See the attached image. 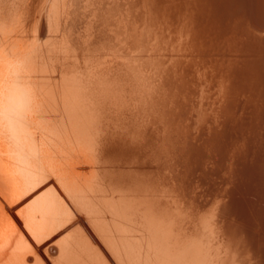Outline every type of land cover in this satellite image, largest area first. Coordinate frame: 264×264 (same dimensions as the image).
I'll list each match as a JSON object with an SVG mask.
<instances>
[{"label": "bare ground", "instance_id": "bare-ground-1", "mask_svg": "<svg viewBox=\"0 0 264 264\" xmlns=\"http://www.w3.org/2000/svg\"><path fill=\"white\" fill-rule=\"evenodd\" d=\"M262 31L264 0H0V264L75 218L53 264H264Z\"/></svg>", "mask_w": 264, "mask_h": 264}, {"label": "clouds", "instance_id": "clouds-1", "mask_svg": "<svg viewBox=\"0 0 264 264\" xmlns=\"http://www.w3.org/2000/svg\"><path fill=\"white\" fill-rule=\"evenodd\" d=\"M27 102V94L21 89L13 88L7 96L5 106L6 114L11 113L15 115L18 109L26 106Z\"/></svg>", "mask_w": 264, "mask_h": 264}, {"label": "water", "instance_id": "water-1", "mask_svg": "<svg viewBox=\"0 0 264 264\" xmlns=\"http://www.w3.org/2000/svg\"><path fill=\"white\" fill-rule=\"evenodd\" d=\"M242 1H244V0H241V2ZM261 33H264V31H262ZM264 42V41H263ZM264 45V44H263ZM264 66V63L262 64V67ZM263 70H264V67H263ZM263 92H264V90H263ZM65 228H67V231H69L70 229H72L71 230V233L73 234L75 231H79L81 228L84 230V228L78 223V221L76 220V218L74 219V222H73V224H71V226L69 227H66L65 226ZM65 228H62V229H60L61 231H60V233H62V234H64V233H66L67 231H64V229ZM59 233V232H58ZM62 234H60V235H55V239H57L58 237H60ZM55 239L54 240H51V238H49L47 241H49V240H51V242L50 243H45V242H43L40 246H39V251L41 250V248H43V251L41 252V254L47 259V261H49L50 262V264H53V262H51L50 261V258H52V257H54L55 256V254H56V248H55V246H53L54 244H53V242L55 241ZM53 244V245H52Z\"/></svg>", "mask_w": 264, "mask_h": 264}, {"label": "rangeland", "instance_id": "rangeland-1", "mask_svg": "<svg viewBox=\"0 0 264 264\" xmlns=\"http://www.w3.org/2000/svg\"><path fill=\"white\" fill-rule=\"evenodd\" d=\"M228 1H230V0H228ZM234 4V3H233ZM230 5V4H229ZM264 47V46H263ZM264 67V66H263ZM264 106V105H263ZM204 161H207L206 159H204ZM253 197V196H252ZM250 198H251V196H250ZM3 199V200H2ZM2 200V201H1ZM259 201V200H258ZM257 201V202H258ZM254 202V201H253ZM2 203V205L4 206V208H5V211L11 216V217H13V220L18 224L19 222V217L16 215V213H15V210H16V208H15V201H12L11 199H9V198H4L2 195H1V193H0V204ZM264 203V202H263ZM262 204V203H261ZM1 205V206H2ZM2 206V207H3ZM76 220L78 221V223L83 227L84 225H83V223L79 220V218H76ZM84 228V227H83ZM85 229V228H84ZM258 234H260V233H258Z\"/></svg>", "mask_w": 264, "mask_h": 264}, {"label": "snow or ice", "instance_id": "snow-or-ice-1", "mask_svg": "<svg viewBox=\"0 0 264 264\" xmlns=\"http://www.w3.org/2000/svg\"><path fill=\"white\" fill-rule=\"evenodd\" d=\"M49 182H52V181H49ZM45 187L47 186V185H44ZM32 195H35V193H32ZM29 199L31 198V196H29L28 197ZM17 207H19V205H17ZM71 225H69V227H70ZM64 231H67V228H65L64 229ZM60 234H62V233H57V235H60ZM55 239V235L51 238V240H54ZM51 240H49V241H46L45 243H50L51 242ZM33 243H36V241L35 240H33ZM41 252L43 251V248H41V250H40ZM46 259V258H45ZM48 264H50V262H48Z\"/></svg>", "mask_w": 264, "mask_h": 264}]
</instances>
